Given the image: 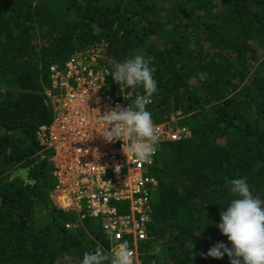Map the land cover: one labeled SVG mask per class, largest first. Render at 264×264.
<instances>
[{
	"label": "trees",
	"instance_id": "16d2710c",
	"mask_svg": "<svg viewBox=\"0 0 264 264\" xmlns=\"http://www.w3.org/2000/svg\"><path fill=\"white\" fill-rule=\"evenodd\" d=\"M99 49L111 70L148 57L153 121L173 113L190 132L161 141L147 169L157 185L140 264H230L206 255L230 246L215 227L233 198L226 180L246 178L264 199V0H0V264L111 255L104 215L73 217L50 203L53 164L39 143L52 121L50 68ZM126 91L131 103L143 94Z\"/></svg>",
	"mask_w": 264,
	"mask_h": 264
},
{
	"label": "built area",
	"instance_id": "2783aa9c",
	"mask_svg": "<svg viewBox=\"0 0 264 264\" xmlns=\"http://www.w3.org/2000/svg\"><path fill=\"white\" fill-rule=\"evenodd\" d=\"M87 53V60L84 53L78 54L66 61L63 69L52 66V89L44 90L53 104L52 121L39 127L41 150L43 154L49 151L55 178L49 198L56 208L79 214L80 218L84 214L104 215L111 255L123 235L129 234L136 260L138 244L147 238L149 188L157 185L147 170L155 156L151 163H142L131 154L126 156L121 141L103 139V124L98 122L101 113L117 105H135L130 102L132 92L126 91V85L111 82L112 70L103 64L100 49ZM171 123L154 122L161 141H178L190 135L186 126ZM127 144L124 140L125 149Z\"/></svg>",
	"mask_w": 264,
	"mask_h": 264
},
{
	"label": "clouds",
	"instance_id": "9594fccd",
	"mask_svg": "<svg viewBox=\"0 0 264 264\" xmlns=\"http://www.w3.org/2000/svg\"><path fill=\"white\" fill-rule=\"evenodd\" d=\"M109 74L114 85L124 84L129 88L139 86L143 94L134 99V108L117 105L101 113L98 122L103 124L102 137L106 142L121 141L126 156L131 154L139 162L151 163L161 143L152 113L148 110L152 104L150 98L158 91L153 69L145 56L138 53L123 61H114L113 70ZM173 117L168 116L160 122L170 120L178 124L180 118L174 120ZM124 140L128 142L126 149L123 146ZM226 183L233 198L223 211L220 210V221L215 223V227L227 237L230 246L217 242L206 255L221 259L226 254L230 264H264V199L254 195L246 178H232L226 180ZM76 219L67 227H74ZM189 247L192 252V238ZM80 264H133V252L129 242L124 240L118 243L112 255L106 254L102 248L84 252Z\"/></svg>",
	"mask_w": 264,
	"mask_h": 264
},
{
	"label": "rangeland",
	"instance_id": "374dc122",
	"mask_svg": "<svg viewBox=\"0 0 264 264\" xmlns=\"http://www.w3.org/2000/svg\"><path fill=\"white\" fill-rule=\"evenodd\" d=\"M102 58H103V60H105V61L107 60L106 57H102ZM145 59H146L148 62H149V60H150L148 57H145ZM107 63L110 65V64H111V61L108 59V60H107ZM111 82H112L113 84L115 83V82H113V80H111ZM49 102H50V106H51V109H52V105H53V104H52V101H51L50 99H49L48 103H49ZM169 116H174V117H173L174 120H179V118H180V117H178V115H176V116L173 115V113H171ZM171 124L173 125V123H171ZM52 182H53V180H52ZM38 215H40V213H37V214H36V216H38ZM71 216L75 217V216H76V213H72ZM133 264H140L139 256H138V258H137L136 260H133Z\"/></svg>",
	"mask_w": 264,
	"mask_h": 264
}]
</instances>
